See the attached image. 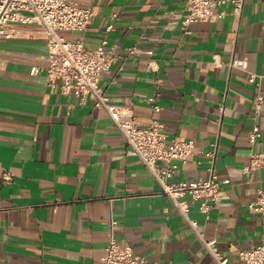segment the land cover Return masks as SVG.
<instances>
[{
	"label": "crops",
	"instance_id": "obj_1",
	"mask_svg": "<svg viewBox=\"0 0 264 264\" xmlns=\"http://www.w3.org/2000/svg\"><path fill=\"white\" fill-rule=\"evenodd\" d=\"M94 6L86 31H68L88 48L109 40L121 57L102 77L111 101L144 123L161 94L167 141L194 140L172 181L208 177L209 151L220 140V199L211 216L191 196L189 215L216 238L229 264H246L235 248L264 239V214L253 212L264 168L245 171L262 136L249 141L256 73L264 91V0H233L214 20L184 27L187 0H80ZM115 29L107 31L109 21ZM0 40V264H102L114 234L154 264H218L159 181L129 146L108 111L49 87V45L38 23L10 21ZM246 67L230 69V43ZM138 51L130 54L128 48ZM36 69V72H35ZM222 119V126L219 120ZM8 174L12 176L8 178Z\"/></svg>",
	"mask_w": 264,
	"mask_h": 264
},
{
	"label": "built area",
	"instance_id": "obj_2",
	"mask_svg": "<svg viewBox=\"0 0 264 264\" xmlns=\"http://www.w3.org/2000/svg\"><path fill=\"white\" fill-rule=\"evenodd\" d=\"M225 0H187V12L184 27L202 20H214L217 6ZM235 13L241 17L245 0H233ZM96 13L94 6L85 7L80 0H0V40L8 35L6 24L10 21L38 23L44 27L49 45V65L47 75L52 91H59L74 96L80 105L92 102L94 107L108 111L119 130L124 134L129 146L139 155L148 170L159 181L164 192L171 197L175 206L195 230L199 239L218 264H229L230 257L225 255L216 238L208 239L200 229L199 221L189 215L190 203L185 199L191 196L193 201L200 202V210L207 218L211 216L215 203L220 199L221 182L217 171V158L220 147L218 139L209 151H202L210 162L208 177L198 181H172L180 162H187L196 153L194 140L167 141L165 124L157 115L163 110L159 91L150 99L153 117L144 123L132 111L113 103L111 97L101 85L102 77L121 57L118 45H111L106 39L96 48H88L84 41L71 40L66 36L68 31H86L92 25ZM115 29V22L109 21L107 31ZM233 52L229 61L230 69L246 67L237 59L236 39L230 43ZM135 54L136 46L127 49ZM36 72V69H35ZM250 79L256 84V96L253 119L255 120L249 136L254 147L262 136L259 118L264 107V91L261 79L256 73H250ZM222 126V119L219 120ZM264 168V151L254 150L251 162L245 171ZM8 178L11 174L7 175ZM257 199L251 209L264 214V184L260 181L257 188ZM114 222L111 238L102 257V264H154L150 259L137 253L132 245L123 246L115 237ZM236 253L246 264H264V239L247 249L235 248Z\"/></svg>",
	"mask_w": 264,
	"mask_h": 264
}]
</instances>
